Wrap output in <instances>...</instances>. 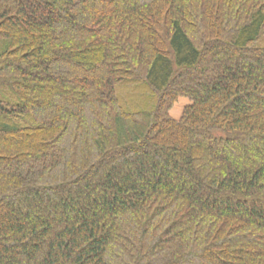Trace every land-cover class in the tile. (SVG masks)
Segmentation results:
<instances>
[{"label": "trees", "instance_id": "1", "mask_svg": "<svg viewBox=\"0 0 264 264\" xmlns=\"http://www.w3.org/2000/svg\"><path fill=\"white\" fill-rule=\"evenodd\" d=\"M263 36L264 0H0V264H264Z\"/></svg>", "mask_w": 264, "mask_h": 264}, {"label": "rangeland", "instance_id": "2", "mask_svg": "<svg viewBox=\"0 0 264 264\" xmlns=\"http://www.w3.org/2000/svg\"><path fill=\"white\" fill-rule=\"evenodd\" d=\"M264 40V36L262 37ZM188 104V101L186 99H180L177 104L173 107V109L170 111V116L173 119H178L182 112L183 109L185 108V106Z\"/></svg>", "mask_w": 264, "mask_h": 264}]
</instances>
